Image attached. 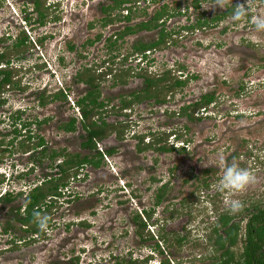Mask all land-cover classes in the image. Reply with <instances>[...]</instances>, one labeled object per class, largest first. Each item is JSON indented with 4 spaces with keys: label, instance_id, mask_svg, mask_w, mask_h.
<instances>
[{
    "label": "rangeland",
    "instance_id": "374dc122",
    "mask_svg": "<svg viewBox=\"0 0 264 264\" xmlns=\"http://www.w3.org/2000/svg\"><path fill=\"white\" fill-rule=\"evenodd\" d=\"M110 3L47 0L51 17L39 26L31 0H0V38L6 39L0 48L18 36L28 38L27 48L19 58H12L15 84L0 94V141L7 146L15 137L16 125L27 121L32 122L31 135H36L30 142L18 136L7 146L9 150L2 153L0 149V171L9 175L13 170L10 179L0 184V196L8 190L27 194L48 175L58 177L57 164L66 156H56L54 161L50 157L53 152L68 154L67 158L91 156L81 147L84 131L76 105L90 89L78 79L86 69L106 74L99 85L100 100L107 105L104 121L116 124L122 134L116 136L112 130L101 141L104 150L112 148L115 153L104 158L99 167L84 166L86 170L80 169L76 178L69 179L63 197L49 212L43 236L35 233L28 237L19 227L13 233L4 232L12 218V205L21 206L25 198H16L12 205L0 202V264H117L130 257L147 259L146 264H163L165 259L172 264H207L212 250L207 226L228 210L226 201L230 198L215 188L223 174L222 159L248 169L255 177L231 198L240 199L245 206L264 203V32H257L254 26L255 17L264 16V0H248L247 16L239 22L231 19L232 13L211 22L215 15L233 10L231 6L211 8L214 0L202 1L198 8L192 0H136L135 5L129 4L131 23L116 19L104 25L106 15L101 7ZM232 3L246 6V0ZM163 4L174 13L163 17L165 43L153 50L149 59L144 58L143 64L136 60L140 54L123 62L133 44L157 39L159 29L126 35L113 49L109 39L115 41V34L125 25L148 21ZM120 10H111L109 16L115 19ZM204 19L211 23L194 30L184 28ZM98 35L100 39H96ZM87 41L93 43L85 44ZM130 69L127 84L118 83L115 76ZM167 70L173 77L188 79L186 84L169 93L166 102L158 104L150 99L120 112L121 97L144 87L137 73L158 76ZM64 88L66 100L44 106L39 103L37 93L41 90L48 94ZM208 93H214L216 100L205 110L196 111L195 117L201 119L190 120L180 114L183 105ZM18 111L21 120L17 119ZM72 118L77 119L76 130H63L61 126ZM156 136L162 137L160 145L170 146L173 139L172 146L178 149L183 142L186 150L160 151L154 145L138 149L154 144ZM41 137L46 149L42 161L40 149H32L31 156L20 149L21 142L32 145ZM36 160L41 168L18 177ZM204 180L209 184L206 189L200 187ZM165 183L170 184V190L155 205L156 190ZM137 214L146 222L144 238L133 220ZM171 232L185 237L182 247L163 240L164 251H159L157 236ZM150 234L153 238L147 239Z\"/></svg>",
    "mask_w": 264,
    "mask_h": 264
},
{
    "label": "trees",
    "instance_id": "16d2710c",
    "mask_svg": "<svg viewBox=\"0 0 264 264\" xmlns=\"http://www.w3.org/2000/svg\"><path fill=\"white\" fill-rule=\"evenodd\" d=\"M33 12L36 13L37 18L35 21L39 25H44L47 21V0H31ZM111 3L109 7L103 9V12L108 13L106 19H104L103 24L106 25L108 23L113 22L114 20H122L127 21L128 23L132 22L133 11L132 6L129 4L133 3L135 5L136 0H110ZM202 1L206 0H192V4L194 7L198 8ZM128 5V6H127ZM128 9V14L123 15L121 10ZM114 9H121L120 13L117 17L111 18L109 16L110 11ZM232 9H228L225 12H221L218 15H215L210 21H219L224 17L230 15L232 13ZM169 16L168 8L166 5H162L159 7L157 11L153 13L148 21H139L133 25H125L122 31L117 32L115 34L116 40L114 41L112 38L109 39L108 45L110 48H114L118 39L124 38L126 35L137 33L140 31H150L156 30L158 31V38L149 41H137L133 44V51L123 57V62L127 61L130 55L140 54L145 55V52L151 49L161 48L167 39V34L165 33L164 20L163 17ZM204 19V21L199 20L195 25L191 24L188 28H196V27H204L205 24L211 23ZM45 38L41 39L44 40ZM96 39H100L98 35ZM6 39L0 38L1 42H4ZM28 38L24 36H18L12 43L9 45H4L5 47L0 48V65L2 63L9 65L12 61L13 56L19 58L22 54L23 48H27ZM90 44L93 41L89 42ZM70 49H74L73 46L69 47ZM14 54V55H13ZM144 58H148L145 56ZM151 61H149L150 63ZM100 67V66H99ZM99 70V68H97ZM132 72V69L126 71H121V74L115 76V79H118V83L123 85L127 84L126 75ZM108 73V72H107ZM153 74V73H152ZM151 73H137L136 75L140 78H143L144 87L140 91H134L129 95L122 96V102L120 105V112L131 108V106L135 103L148 101L152 99L155 103H163L166 102V97L169 93H173L176 89L183 87L188 79H180L178 77H173L171 75V71L167 70L161 73L160 75H152ZM104 72L97 74L92 70L86 69L83 71V75H79V81L85 83L90 89L84 96H81L76 101V105L82 113V120L80 125L84 131V135H82L83 142L81 143V147L83 149H87L90 151L96 150V143L98 141H102L107 138L112 130H114L116 136L118 133L121 134L118 130L117 125H108L104 121L103 113L105 111V107L107 105L103 100H100V82L103 80ZM108 75V74H107ZM14 74L13 70L9 68H0V94L4 92L7 86L14 85ZM116 84V83H115ZM45 92H48L47 90ZM43 90L38 94V98L40 99L39 103L44 106L47 103L54 102L55 100H66L67 95L64 91L59 90L54 93L46 94ZM216 100L214 93H208L202 95V97L188 105H183L181 107L180 114L185 115L188 119L199 120L202 117H195V113L197 110L203 108L204 110L212 104ZM117 112V111H116ZM127 114H125L126 116ZM17 119L21 120L20 114H17ZM32 122H23L22 126L27 128V140H31L32 136L30 134V126ZM77 119L72 118L71 121L67 124L61 126V128L67 132L76 130ZM123 129L125 127V123H122ZM15 133H19L18 130H15ZM122 136V134H121ZM161 136V135H160ZM156 136L154 144L146 145V147H139V150L143 148H147L154 145L155 150L160 151H174L177 150L179 152H184L186 150L185 147L175 148L174 146H167L166 144L160 145V140L162 137ZM17 135L12 138L9 142H7V146H11L16 140ZM142 137L141 139H143ZM39 143L34 145H30L29 143H20V149L24 150V152L31 151L32 149L38 146H45V141L41 137L39 138ZM4 141H0V148L6 147V143ZM9 150V149H5ZM114 150L107 149L106 153L112 154ZM46 153V149L44 148L41 151V158ZM55 156H66L62 162H60L57 167L60 172L58 177H49L46 178L41 184L34 187L29 193L26 194L24 203L21 206L14 207L12 203L16 204V198L23 197V192H18L17 194H13L14 192H6L3 196H0L1 203H11L12 211H11V221H9L7 227L4 228V232H14L16 227H19L22 231H24L28 237L30 235H34L35 233L40 236L44 235V231H41L38 227V224L35 219V213L39 212L42 215H49L54 203L56 200L54 197L61 196V191L64 187L69 183L70 177L76 178L78 176V169L84 167L85 164H92L95 167H99L101 165L103 156L100 152L97 151L93 156L85 154L80 156L79 154H74L72 157H68V154H62L53 152L50 155L51 158ZM42 161V159H41ZM72 170H74L72 172ZM26 173H20L19 177H22ZM5 177L3 174H0V183L4 182ZM153 180H156L153 178ZM201 188H208L209 184L206 180L200 186ZM170 190V186L168 183L160 185L155 194V205H159L165 195ZM48 197L49 200L48 201ZM146 213V212H145ZM148 215V214H147ZM239 218V219H238ZM133 220L139 224V232L138 234L144 238L142 230L146 228V222L142 220V217L137 214L133 218ZM50 222V220H49ZM14 223V224H13ZM19 226H16L15 224ZM244 223V224H243ZM243 224V225H242ZM209 229V235L207 236L208 245L211 246L212 250L210 254L207 255L209 258V263L207 264H264V203L260 201L252 202L250 206H245L243 209L235 214L229 212V210L222 211L218 214L217 219L207 226ZM168 236V237H167ZM158 242L156 244L157 249L161 252L164 250L162 241H166L170 246L176 244L177 246L182 247L183 242L185 241V237L176 234L175 232L168 233L163 236H157ZM153 238V235H149L147 239ZM172 238L173 240H169ZM175 241V242H174ZM12 243L14 246L17 245L16 240L13 239ZM162 250H161V249ZM171 260L165 259L163 264H172ZM147 259H133L132 257L122 260L121 262H117V264H146Z\"/></svg>",
    "mask_w": 264,
    "mask_h": 264
},
{
    "label": "clouds",
    "instance_id": "9594fccd",
    "mask_svg": "<svg viewBox=\"0 0 264 264\" xmlns=\"http://www.w3.org/2000/svg\"><path fill=\"white\" fill-rule=\"evenodd\" d=\"M48 5H51V4H48ZM163 5L167 6V4H163ZM229 6H231L233 8L231 19L234 22L242 21L247 16V13H248V0H246V6H245V4H238V5L234 6L233 3H232V0H214V5L211 8H217L218 7L220 9H225V8H227ZM167 8H168V6H167ZM169 10L170 9L168 8L169 16H172L174 13L170 12ZM122 13H123V15L128 14V9L127 8L124 9L122 11ZM48 14H50V13H48ZM48 21L49 20H47L44 25H46L48 23ZM44 25H39V26H44ZM188 26L189 25H187L184 28L187 29V30H194V29H198L199 28V27H196V28H190L189 29ZM254 26H255V30L257 32H264V16H256L255 19H254ZM43 38H45V37H42L41 39H43ZM154 50H156V49H154ZM151 52H153V49L146 51L145 55H141L140 59H136V60H138V63L139 64H143V61H144L143 59H144L145 56H147L148 57L147 59H149V54ZM13 60L14 59H12V61H11V63L9 65H6V64L2 63L0 65V68L12 69L11 65H12ZM99 70H101V69H99ZM179 77H181V76H179ZM61 90L64 91L66 93V95H68L67 94V90L65 88L61 89ZM174 136H175V138H177L178 135H174ZM169 142H171L172 145L174 144L173 139L169 140ZM96 145H97V143H96ZM172 145H170V146H172ZM180 147H185L186 148V146L184 145L183 142H182L181 145L178 146V148H180ZM221 164L223 166V174L219 178L218 182L216 183L215 188L220 193H228V194H230V198L226 201V204H227V208H228L229 212L232 213V214H235V213L240 212L243 209L244 204H243V202L240 199L231 198V194L243 192L248 187V185H250L251 183H253L255 181V177L248 169L240 168L235 163L228 164L225 161H223V159H222L221 160ZM23 172H21V173H23ZM0 174L4 175V177H5L4 181H8L10 179V176H12L13 171L10 172L9 175H7L5 172H2V171H0ZM2 183H4V182H2ZM2 183H0V184H2ZM41 183L42 182H40L39 184H41ZM69 183H70V181H69ZM69 183L67 184L66 187H64L62 190H60L61 194H62L61 196L54 197L56 202H57V199H59L60 197H63L64 190L66 188H68ZM39 184H37V185H39ZM9 191L10 192H14V191L8 190V191H5L3 194H1V196H3L6 192H9ZM22 192H24V191H22ZM24 195H26V194H24ZM48 201H50L49 197H48ZM34 215H35V219H36V222L38 224L39 229L41 231L47 230V228L49 226V219H50L49 216L42 215L39 212L35 213Z\"/></svg>",
    "mask_w": 264,
    "mask_h": 264
},
{
    "label": "flooded vegetation",
    "instance_id": "af4514ba",
    "mask_svg": "<svg viewBox=\"0 0 264 264\" xmlns=\"http://www.w3.org/2000/svg\"><path fill=\"white\" fill-rule=\"evenodd\" d=\"M31 3H32V1H31ZM107 7V5H102V7H101V11H102V13H104L106 16H105V19H106V17L108 16V13H105V12H103V9L104 8H106ZM161 7V6H160ZM159 8V7H158ZM111 16V15H110ZM51 17V14H48L47 15V20H49V18ZM103 22H104V20H103ZM1 42V41H0ZM85 44H89L88 43V41L85 43ZM2 47H5L4 45H2ZM11 86V85H10ZM10 86H7L6 88H10ZM6 90V89H5ZM42 91V90H41ZM4 93V92H3ZM2 93V94H3ZM78 107V106H77ZM78 110H79V108H78ZM19 112H21V111H18L17 113H19ZM79 112H80V119L82 120V113H81V111L79 110ZM20 114V113H19ZM14 124V123H13ZM17 127H19L20 129H18ZM21 128H24L23 126H22V124L20 123V124H18V125H16V127L13 129V132H14V134H15V136L17 135V137L18 136H21V137H23V138H26V140L25 141H28V142H30V140H27V131H26V129L24 128L23 130H21ZM15 130H18L19 131V133L17 134V133H15ZM24 132V133H23ZM30 134H32L31 132H30ZM83 134H84V132H83ZM32 136V135H31ZM36 136V135H35ZM35 136L33 135L32 136V140L35 138ZM83 139V138H82ZM39 141H40V139L38 140V142H36V143H33L32 145H34V146H36L35 144H37V143H39ZM103 141V140H102ZM24 142V141H23ZM7 148V146L6 147H1L0 149H1V152L3 153L4 151H5V149ZM38 149H40L41 151H42V149H43V146H38L37 145V147L36 148H34L33 150H38ZM111 149V148H110ZM84 150H86V151H89L90 153H97V151L98 152H100L101 154H102V156H103V161H104V158L107 160V158H108V155H112V154H114L115 153V149H113L114 150V152L112 153V154H108V153H106V150H104L103 149V147H101V141H98L97 142V146H96V150H94V151H90V150H87V149H84ZM26 153H28V156H31V154H32V151H28V152H26ZM41 153V152H40ZM91 154V155H92ZM55 159H56V156L54 157V161H55ZM35 160V159H34ZM33 163V162H32ZM38 164V165H36V164ZM58 165V164H57ZM87 165H91L92 167L94 166V165H92V164H85L84 166H87ZM41 166L42 165H40V163L36 160V161H34V164L31 166V167H29V168H27L26 167V169H23L22 171H24L26 174H24L23 176H25V175H31V174H33L34 172V170L37 168V167H39V168H41ZM95 167V166H94ZM80 169L81 170H83V169H85V168H79L78 169V173H79V171H80ZM86 170V169H85ZM13 171V170H12ZM59 171V170H58ZM74 171V170H73ZM23 172V173H24ZM17 173V172H16ZM20 173V172H19ZM60 173V172H59ZM20 175V174H19ZM79 175V174H78ZM19 177V176H18ZM50 177V175H48L47 176V178H49ZM71 178V177H70ZM45 180V179H44ZM169 184V183H168ZM35 186H37V185H34V187ZM169 186H170V184H169ZM33 187V188H34ZM25 196L26 195H23V199L25 198ZM22 198V197H21Z\"/></svg>",
    "mask_w": 264,
    "mask_h": 264
}]
</instances>
